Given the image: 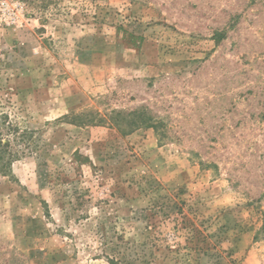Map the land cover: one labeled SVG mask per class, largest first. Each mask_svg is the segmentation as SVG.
I'll list each match as a JSON object with an SVG mask.
<instances>
[{"label": "rangeland", "instance_id": "obj_1", "mask_svg": "<svg viewBox=\"0 0 264 264\" xmlns=\"http://www.w3.org/2000/svg\"><path fill=\"white\" fill-rule=\"evenodd\" d=\"M1 112L0 264H264V0H0Z\"/></svg>", "mask_w": 264, "mask_h": 264}, {"label": "trees", "instance_id": "obj_2", "mask_svg": "<svg viewBox=\"0 0 264 264\" xmlns=\"http://www.w3.org/2000/svg\"><path fill=\"white\" fill-rule=\"evenodd\" d=\"M33 133L34 130L22 129L13 123L8 113H0V173L3 176L13 174L15 161L35 152Z\"/></svg>", "mask_w": 264, "mask_h": 264}]
</instances>
